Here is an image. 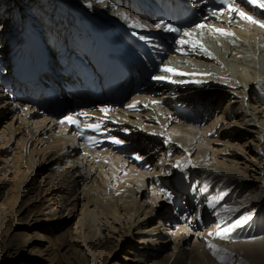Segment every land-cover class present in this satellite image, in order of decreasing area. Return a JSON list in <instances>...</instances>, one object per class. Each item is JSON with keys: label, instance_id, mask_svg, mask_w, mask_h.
Segmentation results:
<instances>
[{"label": "bare ground", "instance_id": "bare-ground-1", "mask_svg": "<svg viewBox=\"0 0 264 264\" xmlns=\"http://www.w3.org/2000/svg\"><path fill=\"white\" fill-rule=\"evenodd\" d=\"M167 4L0 0V264H264V28L213 16L219 0L198 19ZM183 31L207 52L180 51ZM165 64L195 75L152 80Z\"/></svg>", "mask_w": 264, "mask_h": 264}, {"label": "snow or ice", "instance_id": "snow-or-ice-1", "mask_svg": "<svg viewBox=\"0 0 264 264\" xmlns=\"http://www.w3.org/2000/svg\"><path fill=\"white\" fill-rule=\"evenodd\" d=\"M241 2L245 3L247 5H251L254 9L264 10V0H241ZM219 3L223 7H221L218 10H212L211 14L213 16L219 17L224 12H228L229 15H231L232 13H235L239 19L244 20L250 24L257 25L261 28H264V19H256L254 16L249 15L238 4H234V0H219ZM258 14L260 16H264V11H260ZM125 19H127V17H125ZM132 26L133 27H144L143 25H140L139 23H134ZM154 27L156 29H163L165 32H168V33H180V32H182L181 28L174 27L172 23L165 22L163 20H161L158 23H155ZM205 27H206V25L203 23H197L195 25L196 29H204ZM211 31L216 32V33H220L221 35H224V36H234V33L228 32L223 28L213 27L211 29ZM192 36H193V33L191 31H183L182 37H188V39L180 38L178 41H174L180 45V51L184 50L185 45H190L193 48V50H195L197 48V46H199L201 49H203L205 52H207V49H205L204 46L199 41L193 40ZM139 38L141 40H147L149 43H151L150 38H146L145 36H140ZM158 71L161 74L151 76L152 80L158 81V82L177 83V81L172 78L173 76L195 75V74L179 72L177 69L169 67L166 64L161 65L158 68ZM193 82L199 83V81H193ZM137 103H139V102L129 104L128 107L129 108H135ZM152 103H154V104L159 103V101H152ZM145 106H147V105H145ZM100 111L107 114L109 112V109L107 107H105V108L100 109ZM78 115L83 116V117H88V113H86V112H80ZM60 123H67L69 125H75L76 128L81 129V131L77 133L78 135H84V130H86V129L91 130L93 132H100L101 131L100 123L81 124V122L76 118V114L65 116L60 121ZM87 139L89 142L100 143L99 139L94 137V136H88ZM110 140H111V143H113V144H117V145H123L124 144L123 140L118 139L115 136H111ZM135 159L142 160V157L140 155H136ZM176 166L179 167L180 163L178 162ZM203 190L207 191L206 185L204 186ZM167 195L169 198H171L172 193H167ZM220 199H222V197H213L208 202V206L211 208H215L216 204L218 203V201ZM217 215H219V213H217ZM252 218H253L252 213L249 212L248 215L244 216L242 219H238L235 223L229 225L228 227L220 228V226L218 224L217 230L215 231V233L210 232V233H208V235L209 236L216 235V236H219L221 239H224L227 237L228 233L234 231L236 228L240 227L241 225L248 223L249 221L252 220ZM208 247L211 250H213V255H216L219 260H221L222 262L225 261L227 254L225 253V255H220L217 245H215L211 241H209Z\"/></svg>", "mask_w": 264, "mask_h": 264}, {"label": "rangeland", "instance_id": "rangeland-1", "mask_svg": "<svg viewBox=\"0 0 264 264\" xmlns=\"http://www.w3.org/2000/svg\"><path fill=\"white\" fill-rule=\"evenodd\" d=\"M57 36H58L57 34H54L53 37L58 38ZM206 37H208V39H213V43L216 44V46L221 47V45L219 43L217 44V42H216V40H214V38H211V37L205 35V38ZM246 52L248 53V54H246V58L244 60L240 61L242 64L241 65L238 64V67L239 68H246L247 70H252L251 63H253V65H254L255 63L258 62V55L257 56H254L252 50L251 51L246 50ZM230 65H232V64H230ZM233 69H234V66L233 67H231V66L228 67V71L229 72H232ZM244 130H245L244 128L239 129L240 132H243Z\"/></svg>", "mask_w": 264, "mask_h": 264}]
</instances>
